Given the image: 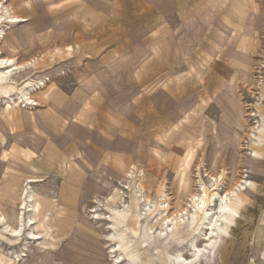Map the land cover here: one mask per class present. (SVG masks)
Returning <instances> with one entry per match:
<instances>
[{
  "label": "rangeland",
  "instance_id": "obj_1",
  "mask_svg": "<svg viewBox=\"0 0 264 264\" xmlns=\"http://www.w3.org/2000/svg\"><path fill=\"white\" fill-rule=\"evenodd\" d=\"M24 2L7 0L0 12L7 20L5 7L13 15L26 9ZM223 5L233 14L244 4L232 1ZM245 5V19L224 20L222 26L216 17L214 33L203 35L199 27L192 34L178 35L179 41L173 45L182 55L193 52L194 47L200 56L203 51L212 55L207 57L212 66L205 60L202 65L201 57L195 62L199 73L209 76L202 83L207 95L194 98L184 92L186 97H169L176 82L168 72L161 76V86L168 94L146 98L155 89L148 87L146 93L147 89L128 88L117 72L114 78L119 82L110 84L113 94L104 114L98 115L103 118L98 130H92L90 124L89 129L80 125L73 117L75 112L54 119L51 104L44 102L58 84L70 83L60 77L79 68L78 58L37 66L51 50L44 43L46 32L41 29L34 34L43 21L0 25V35L2 30L6 33L0 39V56L15 59L17 69L12 77L18 80L0 83V212L5 217L0 221L15 226L26 186L33 208L23 218H33L30 230L40 236L36 241L29 239L26 230L23 237L16 238L0 226V264H113L105 220L122 241L124 255L138 264H155L146 252L150 234L145 225L153 222L159 226L163 217L157 216L159 207L166 204V217L190 206L192 195L200 194L209 208H217L227 191L243 180L250 189L239 193L243 202L228 196L221 220L228 231L222 250L231 239L238 255L236 264H264V0ZM215 7L218 11L219 6ZM206 37L208 50L201 42ZM30 48L33 50L28 52ZM181 85L183 89L188 84L183 80ZM26 87L36 104L2 98L24 97ZM254 154L261 160L250 159ZM131 168H135V177L127 189L123 175ZM210 174L217 178V186ZM33 177L40 180L29 184L27 180ZM103 181L110 183L104 185ZM185 183L189 186L183 189ZM112 185L115 193L105 199ZM119 197L126 201L120 204L121 210L110 211L108 207ZM150 200L153 210L144 214L142 208ZM95 207L104 213V220L92 217ZM190 234L185 224L176 225L155 258L173 264V249ZM215 260L217 253L211 264Z\"/></svg>",
  "mask_w": 264,
  "mask_h": 264
},
{
  "label": "crops",
  "instance_id": "obj_2",
  "mask_svg": "<svg viewBox=\"0 0 264 264\" xmlns=\"http://www.w3.org/2000/svg\"><path fill=\"white\" fill-rule=\"evenodd\" d=\"M24 1L26 9L17 10L13 15L25 18L23 21L29 19L34 22L43 21L34 34L40 33L41 29L42 32H46L44 34L47 37L42 32L40 36L43 38L45 36L44 43L48 45L47 49H51L48 55L52 59L49 56H42L37 66H47L55 61L62 62L68 59L79 60V62L76 60L79 68H72L71 73L60 77L61 80L70 83L58 84L50 91L44 102L51 104L54 119H61L62 116L75 112L73 117L76 121L88 129L92 127V130L101 128L103 118L99 119L98 115L104 114L103 110L109 106L108 100L113 94L110 84L117 83L118 78H114L117 72L126 79L128 88L138 89L139 92L147 89L146 93L149 91L148 87L155 89L151 92L154 94L149 93L145 95L146 98L165 96L167 88L161 86V76L165 77L168 72L176 82L173 87L175 92L169 93V97H186L184 92L189 93L188 97L194 98L207 95V87L202 83L207 81L209 76L200 74L195 62L201 57V63L204 60L209 63L210 59L207 57L212 55L203 51L201 53L203 55L200 56L195 47L193 52L182 55L173 46L179 41L178 35L192 34L199 27L203 35L212 34L216 17L222 20V26L224 20L245 19L246 2H257V0ZM232 1L244 4L242 8L234 10L233 14L226 12L223 5ZM216 5L219 6L218 11H215ZM76 10L77 13L74 14ZM202 39L203 48L208 50L209 38ZM180 43H183V40ZM32 50L33 48H30L27 51ZM144 55L146 57L142 58ZM202 65L200 66L204 68ZM212 65L210 62V66ZM100 68H104V72ZM183 80L188 84L184 86L185 90L181 85ZM101 84L104 85L102 90ZM101 130L103 131V127ZM230 241L231 239L223 253L221 251L217 253L218 261L214 264H236L238 255ZM166 256L167 253L161 258Z\"/></svg>",
  "mask_w": 264,
  "mask_h": 264
},
{
  "label": "bare ground",
  "instance_id": "obj_3",
  "mask_svg": "<svg viewBox=\"0 0 264 264\" xmlns=\"http://www.w3.org/2000/svg\"><path fill=\"white\" fill-rule=\"evenodd\" d=\"M6 1L7 0H0V9H2ZM5 8L7 12V20L3 11H1L0 25L4 24V22L6 23V21L17 22V21L25 20V18H21L20 16L12 15L7 9V6ZM5 34L6 33L2 30L0 39L3 38ZM30 63L32 64L31 60ZM16 69H17L16 62L13 57L0 56V83L18 82L16 78L12 77L13 72L14 70L16 71ZM42 84L43 85L41 86H44V83ZM261 84H263V82H261L260 85ZM259 88H261V86H259ZM29 92L30 89L26 87L24 90V94H25L24 97L26 98L19 97L17 95H16L17 97L11 96V97H2V98H11L14 103L15 102L26 103V101H28L27 103L29 104H36L35 101L31 99L30 96H28ZM236 124L239 126L240 123H236ZM250 159L255 161L261 160V158H259L255 154L251 155ZM134 177H135V168H131V170L127 171V173L123 175V178L126 180L125 184L127 185V189H130L132 187ZM210 178L211 181L213 182V185L217 186V178L215 176L213 177L211 174H210ZM39 180L40 179L33 177V178H29L27 182L30 184L33 182H37ZM109 183L110 182L103 181L104 185H108ZM199 183L201 182L199 181ZM183 186L184 188H187L189 184L185 183L184 185H182V188ZM201 186L203 187L202 183L200 184V187ZM110 188H111V193L108 194V196L105 197V199H107L109 196L115 193L116 186L112 185ZM123 188H126V186L125 187L123 186ZM241 190L244 191L250 190L249 187L246 186V180H243L240 184L231 187V189H229L227 191V194L224 196L225 201L220 202L217 208L214 206H213L214 208H209V206L211 205H208V203L205 204L202 201L200 194H193L191 197L190 206L186 205V207H183L179 211H175L166 217L164 216V208L166 204L163 205L161 204L162 206L159 207L160 212L159 214H157V216L159 217L163 216V217L159 226H156L153 222H148L145 225L146 232L150 234V238L146 242V252L148 253L147 255L155 259V264H164L159 259L155 258L156 253L162 241H164L170 234L173 233L174 227L179 223H183L186 225V228L191 231V234L189 239L185 240L184 243L181 244V246L175 248L172 251L173 259H174L173 264H211L212 255L219 253L220 250L221 253H223L224 249L222 250V247L224 244L222 243L223 242L225 243V241H227L228 231L225 228L224 223L221 222V220H223V218L226 215L225 206L230 201V198L228 196L232 195L231 200L243 202L239 198V193L244 192ZM194 196H198L197 198L195 197L196 200L193 198ZM220 196L221 195H219L217 198H219V200L222 201ZM125 202L126 201L124 197H119L118 201L114 205H112L111 208L108 207V209L110 211L112 210L118 212L121 210L120 204L121 203L123 204ZM136 202L137 203L144 202V199L142 201H136ZM151 203L152 200H150L142 208V210H144V214H146L147 212L150 213L153 210L151 207ZM190 207L193 209V212L192 209H189ZM32 208H33V201L31 197V192L25 186L21 193L20 207L18 208L19 212L17 213V223L15 224V226H11L6 222H3L5 221V217L3 213L0 212V218L3 220V221L1 220L2 222L0 221L1 222L0 226H2L4 233L12 237L20 238L23 237L26 230H29L27 231V233L28 235L31 236V238L30 237L27 238L34 239L36 241L40 236L34 230L31 231L32 230L31 228H33V224H34L33 218L32 217H27L26 219L23 218L25 214L27 215L32 211ZM98 209L100 208L95 207L91 211L93 212L92 217L98 218L100 220H104L105 217L104 213L99 211ZM204 213L206 216L202 217ZM183 217L186 219H184ZM178 218L179 219L181 218L182 222H180ZM104 222H105L104 224H107L106 227L108 228V232H109V233H105V238L107 239V241H110L111 243L109 245L110 248L109 252H110V256L112 257L111 261L113 262V264H138L137 262L133 261L131 258H128L126 255H124V253L122 252L123 250L122 241L119 239L118 234L113 231V225H111V223L108 220H105ZM25 246H27V242L25 243ZM40 246L46 248L45 246L42 245ZM46 249L48 250V248Z\"/></svg>",
  "mask_w": 264,
  "mask_h": 264
}]
</instances>
